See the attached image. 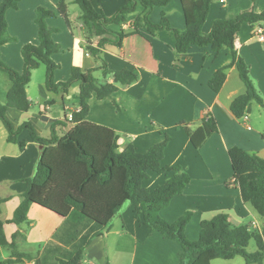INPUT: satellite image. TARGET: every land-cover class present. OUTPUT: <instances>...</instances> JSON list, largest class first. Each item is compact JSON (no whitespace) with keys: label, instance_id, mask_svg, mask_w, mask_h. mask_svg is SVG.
Wrapping results in <instances>:
<instances>
[{"label":"crops","instance_id":"crops-1","mask_svg":"<svg viewBox=\"0 0 264 264\" xmlns=\"http://www.w3.org/2000/svg\"><path fill=\"white\" fill-rule=\"evenodd\" d=\"M59 1L22 0L18 9L7 12L8 33L12 41L1 48L3 62L22 73L25 68L23 48L26 45H40L37 10L44 8L55 12L56 16L47 22L56 29L53 39L60 46V51L53 55L54 62L59 66L55 73L56 83L67 82L74 68H79L83 73L95 70L93 76L98 83H113L112 77L104 76L101 70L103 63L110 71L127 69L139 75L137 83L121 88L112 99L99 100L93 94L86 120L114 131L120 138L121 151L132 145L137 152L144 154L161 142L165 135L171 137L162 165L180 166L191 181L185 192L176 196L161 212V217L174 223L185 213L192 212V220L185 230L186 237L192 242L200 239L201 223L219 214L227 215L234 227L249 226L252 231L264 232V219L243 201L234 183L229 157V150L237 147L264 159V109L253 102L258 105V109H254L252 103L246 119H238L232 113L233 101L246 93V87L233 63L231 50L225 48L215 53L211 47L193 46L187 53L178 55L173 33L162 31L151 34L146 28H141L140 35L131 34L121 46L105 44L100 48V59H96L86 46L91 44L98 48L101 38L89 35L79 20V7L71 3L68 26L58 13ZM90 1L97 12L111 17L128 0ZM2 2L0 0V5ZM246 11L262 13L264 0H212L203 32L209 34L216 20H230ZM144 12V8L139 5L130 20L133 21ZM163 14H166L173 29H185L186 19L181 0H173L167 7L154 8L150 20L158 24ZM257 26L264 28V22L242 25L236 37L241 45L236 47V51L249 67L250 76L264 99V46L260 45L254 34ZM111 29L119 31L120 27L112 26ZM124 29L132 33L131 28ZM107 37L116 40L114 36ZM223 68H226V80L216 93L210 88V81ZM11 86L9 79L5 102L0 90L2 104L7 103ZM79 92V83L73 84L68 94L62 89L58 92L49 91L46 87V67L41 66L32 72L27 87L32 108L28 112L9 108L7 119L15 130L29 122L38 136L50 138L55 132L62 137L75 127L71 119L72 114L79 111ZM209 118L215 121L218 130L197 150L181 124L196 131ZM58 122L63 124L53 131V125ZM7 137L8 133L0 121V221L4 223L7 241L12 243L13 236L19 233L17 252L35 258L48 245L69 252L80 237L78 233H83V228H78L68 218L33 205L27 222L19 226L8 223L23 200L27 189L24 180L33 177L43 147L33 142L27 130L19 137V143L26 142L25 147L19 143H9ZM171 176V173H150L143 185L149 191H154ZM42 243L43 248L39 247L36 253L19 250L20 247L40 246ZM12 253L6 261L11 259ZM181 253L182 248L177 242L146 228L135 219L133 206L126 205L113 220L111 228L102 236L92 239L85 247L81 264H180ZM239 258L242 257L216 260L212 264H247L243 258V261H239ZM18 264L36 263L26 261Z\"/></svg>","mask_w":264,"mask_h":264},{"label":"trees","instance_id":"trees-1","mask_svg":"<svg viewBox=\"0 0 264 264\" xmlns=\"http://www.w3.org/2000/svg\"><path fill=\"white\" fill-rule=\"evenodd\" d=\"M22 0H3L0 5V72L8 75L12 86L7 93V103L0 101V121L5 127L9 143H19L24 131H29L34 143L43 147L33 177L25 179L27 189L23 200L8 223L21 225L28 220L30 208L39 206L62 218H68L78 228L80 236L69 252L61 247L48 245L36 258L17 252L16 233L13 242L9 243L4 233V223L0 221V246L9 247L13 253L6 264H18L35 261L36 264H81L84 249L94 238L100 237L111 228L115 217L126 205H132L134 217L146 228L158 231L168 239L174 240L182 248L180 264H212L216 260H233L242 257L247 264H262L264 260V232L252 231L249 226L234 227L225 214H219L211 220L201 223L200 239L190 241L185 230L192 220L193 213H185L179 220L169 223L161 217L176 196L182 195L191 178L180 166L163 167L165 151L171 141L169 135L153 146L148 152L141 154L130 145L120 150L119 136L109 128L87 122L90 112L89 100L96 94L99 100L112 99L121 89L139 81V75L131 70L110 71L105 63L101 70L105 77H112L113 83L100 84L94 78L95 70L83 73L74 68L71 78L64 83H56L55 73L59 66L53 55L60 51V46L53 39L56 29L48 25V19L56 16L55 12L44 8L37 10L40 45H26L22 50L25 68L19 73L8 67L1 58V48L12 41L8 33L7 12L18 9ZM173 0H128L116 14L107 17L97 12L90 0H60L57 10L68 26L69 5L79 7V20L85 30L95 38H101L98 48L91 44L86 49L100 59V48L113 43L121 46L123 40L131 34L140 35V29L146 28L151 34L167 31L174 34L176 53L185 54L193 46L211 47L212 51L230 49L233 63L246 87V93L236 98L231 111L238 119L249 113L251 104L258 103L264 109V99L256 88L249 72V67L238 56L235 39L244 23L264 22V11L256 14L246 11L230 20H216L209 34L203 32L208 19L212 0H181L186 19L184 30L173 29L166 14L160 23L150 20L154 8L167 7ZM141 5L145 12L133 21L130 17ZM130 24L132 33L124 26ZM120 27L119 31L111 29ZM107 36H114L115 41ZM41 66L46 67V87L51 92L60 89L68 94L70 87L80 84L79 111L72 114L71 123L75 127L67 134L59 137L52 133L50 138L38 136L31 123L26 122L17 130L7 119L9 108L28 112L32 103L28 99L27 87L31 82L32 72ZM226 68L215 73L210 81V88L218 93L226 80ZM117 106V104H116ZM118 108V106H117ZM63 123H55L54 129ZM188 134L193 146L200 150L206 141L216 133L215 121L207 119L202 127L193 131L186 124H181ZM22 147L26 142L19 143ZM233 168L234 183L238 186L243 201L249 204L264 219V159L248 153L240 148L229 150ZM150 173L172 176L162 186L149 191L143 185ZM0 201V212H1ZM255 241L257 251L247 252L250 243Z\"/></svg>","mask_w":264,"mask_h":264},{"label":"rangeland","instance_id":"rangeland-1","mask_svg":"<svg viewBox=\"0 0 264 264\" xmlns=\"http://www.w3.org/2000/svg\"><path fill=\"white\" fill-rule=\"evenodd\" d=\"M44 67V66H43ZM9 83V78L6 74L0 72V90L2 93V99L4 100V102L6 101V88H7V84ZM253 107H255L254 109H258V105L253 103ZM262 115L264 117V112H262ZM44 243L40 244V246H27L26 248H22L20 247L19 250L23 251V252H33L36 253L37 251L40 250L39 247H41V249L43 248ZM257 251V246L255 241H252L250 246L247 248V252L249 253H255ZM12 250L9 247H0V264H6V259L10 258ZM239 261H243L242 258H239ZM244 263V262H243Z\"/></svg>","mask_w":264,"mask_h":264},{"label":"built area","instance_id":"built-area-1","mask_svg":"<svg viewBox=\"0 0 264 264\" xmlns=\"http://www.w3.org/2000/svg\"><path fill=\"white\" fill-rule=\"evenodd\" d=\"M130 24L124 26V28H129ZM255 36L258 38L260 45L264 46V28L262 26H257L254 32ZM241 42L236 38L235 47H240ZM243 118H247L246 115Z\"/></svg>","mask_w":264,"mask_h":264}]
</instances>
